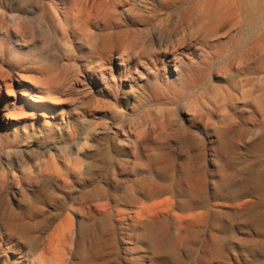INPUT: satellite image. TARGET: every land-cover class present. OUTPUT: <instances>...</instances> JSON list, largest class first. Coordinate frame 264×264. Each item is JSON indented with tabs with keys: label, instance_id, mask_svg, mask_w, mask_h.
<instances>
[{
	"label": "rangeland",
	"instance_id": "obj_1",
	"mask_svg": "<svg viewBox=\"0 0 264 264\" xmlns=\"http://www.w3.org/2000/svg\"><path fill=\"white\" fill-rule=\"evenodd\" d=\"M116 3L122 11V0ZM71 6L61 0H0V211L138 216L143 202L166 199L152 197L156 191H175L183 202L199 195L198 204L213 205V214L195 228L202 236L182 246V260L158 264H264L261 227L252 219L264 216V103L259 87L245 100L237 98L235 87L242 80L236 70L255 58L244 46L247 36L222 34L205 43L196 33L203 17L194 15L189 23L175 18L178 26L158 41L150 18L130 12L123 24L100 27L91 38L66 18ZM97 22L94 28L101 26ZM130 26L136 31L128 45ZM122 50H132L125 52L130 69L118 59ZM49 164L58 172L48 171ZM222 189L242 191L249 204H221L215 195ZM97 201L104 205L100 214ZM179 201L175 210L153 215L171 233L172 216L183 213ZM126 222L105 233L84 227L87 244L71 261L99 246L115 255L112 264L155 263L136 250L141 243L133 233L139 230L134 217ZM211 233L224 237L221 246L206 241ZM9 237L0 219V253Z\"/></svg>",
	"mask_w": 264,
	"mask_h": 264
},
{
	"label": "bare ground",
	"instance_id": "obj_2",
	"mask_svg": "<svg viewBox=\"0 0 264 264\" xmlns=\"http://www.w3.org/2000/svg\"><path fill=\"white\" fill-rule=\"evenodd\" d=\"M61 1L62 2L64 1L67 4L72 5L71 7H66V18L73 20L74 23L76 22L78 27L84 29L87 35L91 38L98 36L97 30L100 27L105 31L114 30L115 27L113 26V24H119V23L123 24L122 18L124 13H130V12L131 13L138 12V14L137 13L135 14L147 15L150 18L151 23H149L150 24L149 26L152 28L154 33H157L158 41H163L167 37L166 33L169 31V28L171 29V26H176L178 24L177 22H175V18L179 19V21L177 20L178 22H182V21L184 22V20H186L189 23V19L194 15L203 17L204 22H202V24L198 27L196 33L203 37L205 43L206 42L209 43L221 38L220 36L222 34H225V36L228 37H235L238 32H242L244 35L247 36V38L245 39L246 42L244 46L248 51V53L254 55L255 58L252 63H249L246 66H242L236 70V74L239 77H242V80L238 81L235 84L236 91L238 93L237 98H239V100L240 99L245 100L248 97L252 98L250 92L254 90L256 87H259L260 90L262 91L259 100H261V103H264V0H140L138 2L139 3L138 5L136 4L133 5L132 0H122V2L124 3L122 7L123 8L122 11L119 10V4L116 3V0L113 1L61 0ZM56 17L57 19L60 20L61 17L60 13H57ZM137 20L138 19H136L135 21ZM95 21L96 23H98L97 21H100L101 26L98 25L97 28H94L93 22ZM146 24L148 25V23ZM185 24L187 25L186 22ZM184 28L183 30L180 31L182 34L185 33ZM135 31L136 30L134 26H130V29H128L127 31V36L129 38V41L127 42L128 45L131 44L132 41H130V38L132 33H135ZM153 32H151L152 35ZM178 34L179 33H176L177 37H179ZM110 35H111V39L114 40L115 33H112ZM119 49H121V47ZM125 52L122 50V52L119 53L118 59L121 61V63H127L126 66L129 67L130 69V63H128L126 59V57L128 58V55L126 54L127 52L126 53ZM142 65L146 69H149L147 64L142 63ZM132 69H134V67ZM135 70L136 73L139 72L137 66L135 67ZM250 117L254 118L256 116L251 115ZM218 137L221 136L218 135ZM54 168L56 167L54 166ZM54 168L52 164H49L47 167L48 171L49 170L51 171ZM55 171L53 170V172ZM40 172L43 173L42 171ZM241 192L239 190H234V189H222L219 193L215 195V199L220 200L221 204L231 202L232 205L239 208L249 204L248 201H244L245 200L244 195L241 194ZM131 195H133V193ZM151 195L152 197L155 198L165 197L166 199L162 198L163 199L162 201L157 200L152 204H146L143 202V205L141 206L139 211L137 210L138 212L135 214L138 216H94L93 215V216L84 217V216H70V213L68 214L67 212H66L67 216H15L14 212L3 209L2 212L0 211L1 225L6 232H9L10 237L8 239L9 243L7 248L2 250L0 253V264H112L113 262L117 261L115 260L116 258H114L115 255L113 253H111L109 256L105 255V251H101L99 249V246H97V250L92 248L93 249L92 252L91 251L88 252V254L85 255L82 259L78 260L79 262L77 263L73 262V260L71 261V257L75 252H79V246H82L83 244L84 245L87 244L85 243L86 233L85 234L83 233L84 227L85 228L86 226L87 227L90 226L94 228L96 227L101 229L105 233L109 230V228L113 227L114 224L118 222L124 223V221L126 222V220L132 219L133 217H134V223L139 226L138 228L139 230L137 234L135 232L133 233L137 236V239L142 245L141 246L137 243L138 244L137 246L138 248H136L137 251H141L142 253H144L143 255L150 256L151 260L155 261V263L153 264H158L159 263L158 260L164 261L166 259L172 262L180 261L183 259V255L181 252L182 246L186 243L190 244L192 242L198 241V239H200V237L202 236L201 231H199L200 229L196 230L195 228L197 227L198 223L203 218V216L213 214V205L211 203L202 206L198 204L194 200V196L198 197L199 195L198 196L189 195V197L186 198L183 202L181 201L182 195H179L177 192L171 190L169 191L159 190L156 191L154 194L152 193ZM210 195L211 194H209V196ZM206 196L207 195H205V198L207 199ZM177 199H180L179 202H181V205L180 204L179 205L181 207L179 208H181L183 213L179 214L177 211L178 213L177 214L174 212L175 215H173L172 217H174L176 223L175 224L171 223L172 228L174 230V231L172 230L173 232L171 233L170 229H168L167 227L168 225L167 222L163 221V218L162 220L160 219L161 221H158L159 219L157 220V218H156L157 221H154L153 218L156 216L153 215L157 214L161 209L168 210L169 208H173L175 204L174 201ZM36 200L38 201V198ZM109 202H108V206H109ZM105 203L107 204V202ZM214 207H217V205H215ZM94 208L96 212L100 214L104 210L103 209L104 205L98 203L97 201V204L94 205ZM200 209H204L206 211L200 212L199 211ZM218 210H220V208H218ZM261 211L262 208H259L255 211V213H259ZM223 217H227V216H223ZM252 217L254 223L257 226L259 225L261 227L260 236L262 237L264 244V216H252ZM232 218L231 221L233 220ZM212 219L216 222L218 216H212ZM169 222L170 221H168V223ZM112 236L113 235H111L110 237L112 238ZM93 237L95 236L93 235ZM207 237H210V239L208 238L207 240L204 237L206 241L215 242L219 246H221L224 239L222 235L220 236L215 233H211L210 236L207 235ZM238 238H242V236ZM97 239L95 241H97ZM251 240H253V238ZM242 241L244 242V240ZM107 242L112 244L111 242L114 241L109 239ZM249 243L247 242V244ZM105 244L106 246L108 245L107 243ZM93 245H97V244H93ZM255 245H257V243ZM82 250H83V246H82ZM85 251L83 252L85 253ZM9 253L13 255L10 256Z\"/></svg>",
	"mask_w": 264,
	"mask_h": 264
}]
</instances>
